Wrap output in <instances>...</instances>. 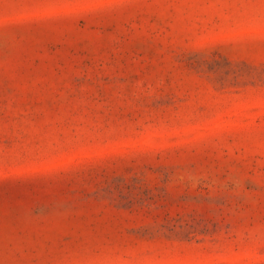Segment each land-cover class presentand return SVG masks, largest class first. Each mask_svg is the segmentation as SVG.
Wrapping results in <instances>:
<instances>
[{
	"label": "rangeland",
	"instance_id": "rangeland-1",
	"mask_svg": "<svg viewBox=\"0 0 264 264\" xmlns=\"http://www.w3.org/2000/svg\"><path fill=\"white\" fill-rule=\"evenodd\" d=\"M0 264H264V0H0Z\"/></svg>",
	"mask_w": 264,
	"mask_h": 264
}]
</instances>
